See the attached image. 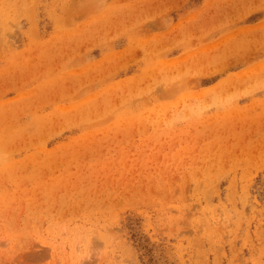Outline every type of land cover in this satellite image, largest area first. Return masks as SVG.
I'll return each instance as SVG.
<instances>
[{
    "label": "rangeland",
    "instance_id": "rangeland-1",
    "mask_svg": "<svg viewBox=\"0 0 264 264\" xmlns=\"http://www.w3.org/2000/svg\"><path fill=\"white\" fill-rule=\"evenodd\" d=\"M0 264H264V0H0Z\"/></svg>",
    "mask_w": 264,
    "mask_h": 264
}]
</instances>
